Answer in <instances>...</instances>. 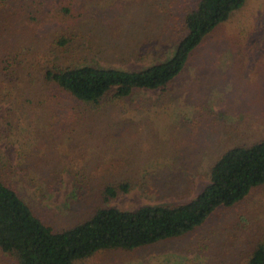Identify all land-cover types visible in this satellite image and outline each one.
<instances>
[{
	"label": "rangeland",
	"instance_id": "obj_1",
	"mask_svg": "<svg viewBox=\"0 0 264 264\" xmlns=\"http://www.w3.org/2000/svg\"><path fill=\"white\" fill-rule=\"evenodd\" d=\"M198 2L0 0L1 167L55 230L88 220L96 206L134 211L187 203L209 184L224 152L264 139V0H246L209 34L166 91L68 104L53 88L41 90L35 74L29 80L28 72L43 70L33 63L61 54L76 56L79 65L125 70L166 61L186 34L184 15ZM63 6L80 12L84 56L51 46L55 25L46 21H60ZM123 182L129 191L104 201L103 186ZM258 245L264 185L183 236L74 264H248ZM0 264L18 262L0 251Z\"/></svg>",
	"mask_w": 264,
	"mask_h": 264
},
{
	"label": "trees",
	"instance_id": "obj_2",
	"mask_svg": "<svg viewBox=\"0 0 264 264\" xmlns=\"http://www.w3.org/2000/svg\"><path fill=\"white\" fill-rule=\"evenodd\" d=\"M245 2L199 0L196 9L183 17L186 34L177 44L174 55L147 68L125 70L95 64L79 65L82 61L76 56L75 60L68 61L61 54L33 63L32 69L43 70L28 72L29 80L35 74L41 90L53 88L68 104L69 100H74L97 106L105 101L129 98L135 90L166 91L183 72L192 52ZM75 11L70 6H63L59 11L63 15L60 21L51 16L46 22L55 25L53 48L60 51L72 48L81 55L80 12ZM68 111L71 110L68 108ZM1 160L0 251L18 264H74L101 251L132 250L183 236L203 225L219 208L234 207L253 189L264 185L263 139L224 152L210 170L209 184L187 203L173 207L146 205L134 211L96 206L88 220L55 230L36 214L17 188L18 184L13 182L12 173L1 167ZM77 178L79 181L80 176ZM129 189L128 182L106 184L101 195L107 201ZM248 264H264V245L256 247Z\"/></svg>",
	"mask_w": 264,
	"mask_h": 264
}]
</instances>
